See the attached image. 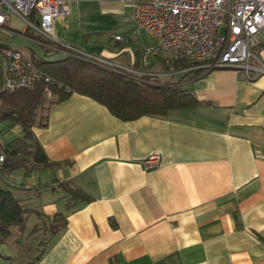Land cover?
Returning <instances> with one entry per match:
<instances>
[{"label":"crops","instance_id":"1","mask_svg":"<svg viewBox=\"0 0 264 264\" xmlns=\"http://www.w3.org/2000/svg\"><path fill=\"white\" fill-rule=\"evenodd\" d=\"M134 1L68 0V12L52 22L53 36L162 72L163 52L142 58L153 39L137 24ZM19 20L10 15L0 30L43 46L54 56L48 61L68 55L62 48L49 53L51 42L16 25ZM258 39L252 49L264 60V30ZM193 71L177 73L176 82L199 102L163 115L123 120L76 92L46 102L32 130L53 163H28L0 174V183L33 198L46 216H66L49 239L40 218L27 220L17 239L43 237L32 264H264V74L247 76L232 67L195 76ZM21 134L16 124L0 142ZM152 153L159 164L145 168L142 161ZM62 179L90 199L70 201L63 190H52L54 180ZM33 225L40 228L27 235ZM16 237L0 241V264H13L20 254Z\"/></svg>","mask_w":264,"mask_h":264},{"label":"built area","instance_id":"2","mask_svg":"<svg viewBox=\"0 0 264 264\" xmlns=\"http://www.w3.org/2000/svg\"><path fill=\"white\" fill-rule=\"evenodd\" d=\"M134 18L153 39L142 50L144 56L165 54L164 71H149L123 64L101 54L78 49L55 40L52 22L68 12V0H0V27L16 15L32 32L49 40V53L62 48L68 54L113 71L131 76L163 77L196 69L232 67L247 76L264 74V60L252 49L264 30V0H136ZM122 40L120 35H114ZM186 66L175 69L176 61ZM0 78L2 87L11 92L16 88L33 89L38 81L55 84L19 49L0 45ZM51 95L49 89L45 90ZM0 142V170L5 156ZM157 153L143 161L145 168L158 166Z\"/></svg>","mask_w":264,"mask_h":264},{"label":"trees","instance_id":"3","mask_svg":"<svg viewBox=\"0 0 264 264\" xmlns=\"http://www.w3.org/2000/svg\"><path fill=\"white\" fill-rule=\"evenodd\" d=\"M42 71L49 74L55 84L38 81L33 89L16 88L7 92L0 78V119H7L11 126L19 125L22 134L6 143H2L5 160L1 171L31 165L50 166L41 144L37 140L32 127L36 122L38 109L46 102L59 101L72 92L83 94L105 105L116 117L130 120L141 115H163L168 110L180 107H189L199 101L188 89L176 81L167 82L158 77L144 75L131 77L103 66L88 62L77 56L68 54L59 60H42L35 63ZM185 61H176L175 69L186 66ZM202 70L196 69L193 75ZM51 95L47 96L45 90ZM50 97V98H47ZM55 186L63 190L71 201L89 200L90 196L69 179L54 180ZM0 183V241L17 236L14 239L21 252H28L32 243L28 237L17 238L23 234L27 220L35 215L41 219V229L48 233L47 239L59 231L66 224V216L55 212L46 216L30 201L33 198H24L16 195L12 186ZM68 201L67 208L72 204ZM40 227L33 225L30 232L33 234ZM46 239V240H47ZM39 253L30 257L32 264Z\"/></svg>","mask_w":264,"mask_h":264},{"label":"rangeland","instance_id":"4","mask_svg":"<svg viewBox=\"0 0 264 264\" xmlns=\"http://www.w3.org/2000/svg\"><path fill=\"white\" fill-rule=\"evenodd\" d=\"M18 24L19 25L23 24V25H25V28L30 30V28L23 21H21V20L17 21L16 25H18ZM6 44H9L12 47L16 46L17 49H19L22 53H24L27 57H29L34 63L38 62V58H34L35 56H37L35 54H38L41 58H43L45 60H47L49 58H54V56H52L51 54H48L46 52V50L43 46H40V45L37 46L33 41H30L29 39H26L22 36L14 34V33H8V32H6V30L1 29L0 30V45H6ZM32 51H34L35 54ZM148 57L149 56L146 57L142 54V58L144 60H147ZM164 69H166V67ZM177 77H178V74L176 73L173 76L164 75L163 77H158V78L159 79L164 78V79H167L165 81L171 82L173 80L177 81ZM162 79H160V80H162ZM47 98H50V97H47ZM46 104L47 103H44L38 109V113L36 116V123L43 118V116L45 114ZM10 130H12V131L14 130V125L11 126L7 119H0V137H1V139H6L5 138L6 133L12 132ZM35 234L36 235H34L30 239V241L32 243L31 249L25 253L20 252V254L18 256H16L13 264H27V261L30 260V258L28 256L32 257L36 254V250H37L36 247L39 245V243H41V241L43 240V237L41 235L42 233L41 234L35 233Z\"/></svg>","mask_w":264,"mask_h":264}]
</instances>
